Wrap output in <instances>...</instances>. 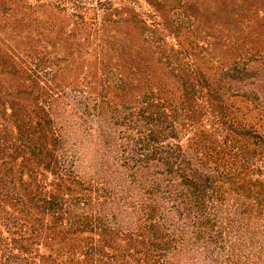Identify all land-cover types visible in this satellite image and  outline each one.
Returning a JSON list of instances; mask_svg holds the SVG:
<instances>
[{"label":"trees","instance_id":"1","mask_svg":"<svg viewBox=\"0 0 264 264\" xmlns=\"http://www.w3.org/2000/svg\"><path fill=\"white\" fill-rule=\"evenodd\" d=\"M113 1L98 0L96 14L127 9L128 0H119L122 9ZM79 2L71 1L74 9ZM5 13L0 39L9 51L50 30L30 18L29 28L16 29ZM146 14L154 16L136 14L138 24L147 25ZM79 18L80 27L101 34L95 62L82 53L56 61L78 62L75 73L88 65L94 83L74 77L64 84L39 53L24 60L29 85L15 82L19 70L0 79V201L17 210L0 218V264H264V49L211 67L187 36L178 51L148 63L143 44L160 47L155 33L171 27L184 36L190 24L154 18L155 37L140 43L113 35L108 17ZM113 53L127 73L111 66ZM10 61L6 54L0 65ZM167 69L180 73L181 87L165 80ZM107 89L131 101L117 108ZM235 99L253 108L245 114ZM20 155L24 170L34 166L33 180L41 167L54 181L40 191L23 171L19 181L7 176Z\"/></svg>","mask_w":264,"mask_h":264},{"label":"rangeland","instance_id":"2","mask_svg":"<svg viewBox=\"0 0 264 264\" xmlns=\"http://www.w3.org/2000/svg\"><path fill=\"white\" fill-rule=\"evenodd\" d=\"M41 1L0 0V14L6 12V16L8 13V15H10L9 17H11L10 19H12L14 28L19 29V27H23L26 30L29 28L28 25L30 24V21H27V19L30 18V20L33 19L36 22H48L50 29L45 31L41 36L40 42L36 41L39 36L35 35V32H33L30 37L24 39L23 44L20 43V45H18L12 43L14 47L12 51H9L7 47L3 46L0 39V46L2 47L0 58L6 54L11 55L10 63L12 64L9 68L0 65V70H2L0 72V79L2 81L4 79L8 80L13 78L5 71L13 72L19 70L21 78H15V82H20L21 85H29L30 82L27 79V75H25V71L29 70L25 67L26 64H24V60L30 61L33 53H39L41 57H45L46 60L51 62L47 64L48 69L56 72L57 78H62L61 80L65 81L64 84L68 85L71 81L73 83L72 79H74V77H78L79 80L85 78L86 81L94 83L97 76L92 73V69H90L88 65L84 64V66H86H82L83 69L75 73V70L78 69V62L74 65H69V61L66 60L56 61V58L60 56H65V59L71 61L73 57L76 59L78 53H82L86 61L90 60L91 64L95 62L92 56V47H95L94 44L98 43L101 34L92 32L93 30L91 29L87 30L84 27H80L78 25L79 21H81L79 17L83 16L88 21H92L97 15H99L100 20L108 17V19L112 21L110 32L114 33L113 35L123 37L134 35L135 39L140 43H143V40L146 38L155 37L152 35L156 30L151 26V23L155 20L154 18L160 22L174 20V22L181 21V23H185L187 21L190 24L187 26L190 32H185L184 36H180L179 32L177 33L174 28L172 29L169 27V30H166L162 36L160 33H155L161 37L162 43L160 47L156 44H143L144 48L147 50L146 53L143 54L146 56L144 59H146L148 63H154L163 52L172 54L170 48L174 50L176 48V51H178L179 47L176 46V44L179 40L184 41L187 36L197 39L200 45V47L196 49L197 54L202 58L204 57L206 65L211 67L221 68L222 63L231 65L235 60L239 59L240 55L245 58L247 55L259 53V50L264 49V0H186L188 3L185 7L186 10L181 7L183 0L180 2H175V0H128L129 2L126 5L127 9L120 13L108 10L106 15L102 7L98 10V14H96L94 9L99 6L97 4L98 0H80L82 2H79L78 5L80 8L77 10L74 9V5L71 3L72 0ZM47 4L54 5L57 8H50L46 6ZM113 4L115 8L122 9L119 0H114ZM31 5L35 7L39 5V11H33ZM185 11L187 12L185 13ZM145 12H150L154 16L148 14V17L146 14L145 20L147 25L138 24V17H135L136 14L139 16ZM3 21L11 23V20H7V18ZM54 24L56 26L53 29L52 26ZM34 25L35 24H33L32 27ZM17 32L20 33V30ZM1 38L3 39V37ZM28 41H30L32 45H30ZM67 46L71 48L69 49ZM112 56L114 58L112 62L114 65L111 66L121 74L127 73L128 68H126V66L122 67L121 64L119 65L120 58L114 53ZM164 68L163 66L162 70ZM165 80L171 85L176 83V87L182 86L180 73H177L176 70L167 69ZM11 83L13 84V82ZM104 96L112 105L117 106V108H121V105H124V101H131L130 97L126 99L127 95H124V93L116 89H107ZM235 101L245 114L248 113L246 110L247 108H253L252 104L246 99H235ZM254 113L255 112H253L252 115L256 117ZM79 117L80 116L74 115L71 120L78 128L80 127L77 124H81L82 121ZM250 120L251 119H249V121ZM254 121L257 122V119ZM92 125L94 124L92 123ZM184 138L185 137H183L182 140H184ZM87 145L89 146V143ZM89 149L92 150L90 146ZM21 155L19 159L12 161L14 174L12 175L7 171V176H13L16 181H19L20 173L23 171L22 176L25 182L31 183L34 189H40V191L47 182L51 184V182L54 181V175L51 172H45L41 167H38L37 172L39 173L35 176L37 180H33L28 169H33L34 166L30 163L26 165L24 170L23 158ZM37 183H40V185L37 186ZM54 188L50 187V191ZM3 198L6 201H0L2 205L0 209V218H6L11 214L16 215L17 210H13L12 204H10L11 202L7 200L6 197ZM17 215L20 216L22 214L18 213ZM24 219H26V217H24ZM31 223L33 224V221H31ZM43 249V252H45L46 249Z\"/></svg>","mask_w":264,"mask_h":264}]
</instances>
